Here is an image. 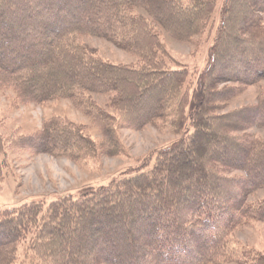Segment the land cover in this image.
I'll list each match as a JSON object with an SVG mask.
<instances>
[{
  "label": "trees",
  "instance_id": "obj_1",
  "mask_svg": "<svg viewBox=\"0 0 264 264\" xmlns=\"http://www.w3.org/2000/svg\"><path fill=\"white\" fill-rule=\"evenodd\" d=\"M217 1L0 0V88L19 104L69 100L98 125L105 149L97 151L108 156L117 154V122L139 131L173 113V128L183 131L147 170L144 163L77 196L0 211V264L20 255L22 264H264V255L230 243L239 226L264 225V198L247 201L264 189V143L245 132L264 130V91L255 104L223 112L264 81V0H224L190 90L187 69L170 67L160 41L164 33L178 41L203 33ZM86 35L135 61L103 60L81 41ZM90 94L107 96L112 113ZM83 128L51 117L12 145L84 162L97 148Z\"/></svg>",
  "mask_w": 264,
  "mask_h": 264
},
{
  "label": "rangeland",
  "instance_id": "obj_2",
  "mask_svg": "<svg viewBox=\"0 0 264 264\" xmlns=\"http://www.w3.org/2000/svg\"><path fill=\"white\" fill-rule=\"evenodd\" d=\"M224 0H218L209 24L203 31L188 41H178L162 34V46L172 58V69L185 68L188 71V86L191 88L200 72L206 66L208 51L214 42L220 22V9ZM141 12V11H140ZM142 13V12H141ZM264 23V12L261 14ZM81 41L93 49L100 58L115 64H129L134 56L116 47L111 42L95 36H82ZM232 85V84H227ZM190 90V89H189ZM264 91V81L246 86L238 95L226 102L223 112L253 105L260 92ZM96 107L105 114L112 111L107 108V96L90 94ZM51 117H60L76 126L85 128V135L95 143L96 152L84 162H76L67 156L47 153L30 154L16 150L12 140L26 136L40 129L42 123ZM173 113L155 124H148L139 131L125 129L120 122L115 125L113 140L118 146L114 156L104 152L98 154L103 136L98 125L84 112L75 108L67 99H57L42 104H19L15 93L10 89L0 88V211L11 210L31 202H45L59 199L67 194L77 196L87 187L107 185L124 176H131L144 163H149L147 170L154 163L156 154L177 141L183 131L177 133L172 126ZM83 128V129H84ZM253 139L264 143V130L249 128L245 131ZM231 174H239L232 171ZM264 198V189L251 194L247 201L255 203ZM231 247L238 252H252L264 255V225L256 221L239 226L230 240ZM22 248V247H21ZM19 249L22 253V249ZM23 263V256L16 264ZM232 264V263H227Z\"/></svg>",
  "mask_w": 264,
  "mask_h": 264
}]
</instances>
